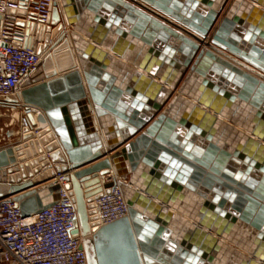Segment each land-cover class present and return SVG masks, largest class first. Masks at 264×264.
Masks as SVG:
<instances>
[{
	"label": "water",
	"instance_id": "95a60500",
	"mask_svg": "<svg viewBox=\"0 0 264 264\" xmlns=\"http://www.w3.org/2000/svg\"><path fill=\"white\" fill-rule=\"evenodd\" d=\"M230 1L57 0L51 25L30 45L45 51L38 69L20 93L0 97L1 108L25 113L21 139L0 148V199L12 197L23 218L39 214L59 200L50 180L65 174L87 264H264V131L251 132L241 151L221 148L214 98L195 99L206 110L191 122L172 116L181 98L165 109L174 90L186 94L183 83L197 79L214 97L251 103L264 120V32L232 21ZM84 17L144 44L176 69V83L157 102L142 86L115 84L107 64L116 60L67 30ZM116 185L128 216L101 225L92 202ZM178 193L206 212H168ZM236 238L242 251L231 246Z\"/></svg>",
	"mask_w": 264,
	"mask_h": 264
},
{
	"label": "built area",
	"instance_id": "2783aa9c",
	"mask_svg": "<svg viewBox=\"0 0 264 264\" xmlns=\"http://www.w3.org/2000/svg\"><path fill=\"white\" fill-rule=\"evenodd\" d=\"M56 1L0 0V97L20 93L23 84L38 69L45 51L38 55L30 45L39 44V29L51 25ZM14 11L17 13L13 14ZM19 11L24 15L18 14ZM21 112L22 133L25 113ZM65 176L58 173L50 180L60 186L57 203L31 217H22L12 197L0 199V264H87L82 240L73 234L77 229V213L66 189ZM111 181L112 175L103 179V182ZM92 205L96 221L101 225L121 220L129 213L118 185L104 191Z\"/></svg>",
	"mask_w": 264,
	"mask_h": 264
},
{
	"label": "crops",
	"instance_id": "0c3cea01",
	"mask_svg": "<svg viewBox=\"0 0 264 264\" xmlns=\"http://www.w3.org/2000/svg\"><path fill=\"white\" fill-rule=\"evenodd\" d=\"M209 1L215 3L219 0ZM227 8L232 21L238 18L247 23V25L258 29L260 28V30L264 32V0H231ZM76 28H79L81 31H76ZM67 30L69 34L73 32L80 41L96 46L100 53L104 51L116 60L115 64H107L115 77V84L128 86L135 85V88L137 86H142L144 92H149L147 94L148 97H150L153 102H157L159 99L163 98L161 92L162 89L165 88L166 90H169V85L176 83V69L171 65L160 61V59L154 54L152 55L144 44H136L131 41L128 35H118L115 33L108 34L102 25L96 24L94 20L89 17H84V19H80V21L77 19L73 28L67 25ZM87 32L93 36L92 38H95L98 41L93 42L92 38H88ZM103 42H106L108 46L112 47L113 51L97 44H102ZM70 45L73 49V53L76 55V48L73 42H71ZM86 48L87 47H85V49ZM262 52L264 53V48L262 49ZM138 74L143 77H141V79L138 78ZM152 74L154 76H152ZM158 77L161 79H158ZM183 84H185L187 88L186 94H179L178 91L174 90V97L172 96L168 100L165 109L171 104L173 98H181L180 101L174 104L171 110L172 116L186 119V121L191 122V119L195 118L201 110H206L204 106H200L195 99H206L207 97L211 100V98H214V101L221 104L224 115V117L221 118L224 125H221L218 128L217 133L214 136L219 147L241 151L243 148L249 147L250 142L248 138L251 137V132H257L260 130L264 131V120L257 115L258 110L252 106L251 103L241 101L233 103L223 96L214 97L212 94L213 92L205 88V86L197 79H191L189 82ZM0 111L9 112L13 110L0 107ZM15 111L18 112L17 115H15V120H18L19 123H21L22 112L18 109ZM35 114L36 112L34 115ZM9 134H11V132ZM11 135L13 136V134ZM21 136L22 133L20 131L16 135V141H19ZM254 139L256 140V138ZM180 196L181 195L178 193L173 206L167 207L168 212L184 215L201 213L206 210L204 206L199 203L196 204L192 196L187 197L186 201L185 199L179 200L178 198ZM240 238L245 239L244 236H240ZM235 241L236 244L231 243V246L238 250H241L239 249V246L246 245L239 240V238H236ZM246 241L248 240L246 239ZM250 243L253 244V240H251Z\"/></svg>",
	"mask_w": 264,
	"mask_h": 264
},
{
	"label": "rangeland",
	"instance_id": "374dc122",
	"mask_svg": "<svg viewBox=\"0 0 264 264\" xmlns=\"http://www.w3.org/2000/svg\"><path fill=\"white\" fill-rule=\"evenodd\" d=\"M13 111H0V147L10 146L17 142L16 135L20 132V123L18 120H15V115L18 112ZM10 132L13 136L9 134Z\"/></svg>",
	"mask_w": 264,
	"mask_h": 264
},
{
	"label": "bare ground",
	"instance_id": "6f19581e",
	"mask_svg": "<svg viewBox=\"0 0 264 264\" xmlns=\"http://www.w3.org/2000/svg\"><path fill=\"white\" fill-rule=\"evenodd\" d=\"M227 242V241H226Z\"/></svg>",
	"mask_w": 264,
	"mask_h": 264
}]
</instances>
